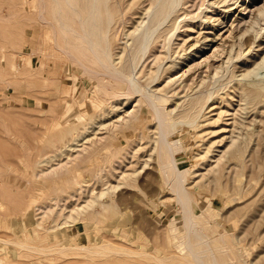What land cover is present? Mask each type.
I'll use <instances>...</instances> for the list:
<instances>
[{"label": "rangeland", "instance_id": "374dc122", "mask_svg": "<svg viewBox=\"0 0 264 264\" xmlns=\"http://www.w3.org/2000/svg\"><path fill=\"white\" fill-rule=\"evenodd\" d=\"M45 1L35 0L34 7L32 0H0L1 262L193 264L183 259L175 241L182 240L180 232L174 230L183 222L182 205L161 171L151 103L145 96L139 102L135 94L127 99L117 87L113 71L104 73V78L102 73L98 75L94 87V80L82 74L74 62L77 57L73 54L83 57L85 52L72 44V36L69 44L57 36L53 0ZM131 1L117 0L123 16ZM215 1L188 0L183 5L179 14L189 13L186 19L185 14L178 16L177 21L193 30L182 27V35L170 50L161 47L165 35L159 37L158 51L163 48L160 55L167 70L150 87L158 94L167 93L168 108L176 102L180 109L190 98L213 92L198 119L200 126L177 123L168 137L171 141L182 138L183 147L175 156L181 168L190 169L185 183L198 203L197 209L202 211L212 203L217 214L210 224L198 218V228L210 240H221L220 234L228 230L226 248L217 253L225 257L220 263L264 264V98L252 93L247 99L243 96L244 88L249 92L256 89L245 82L264 85V66L249 76L241 74L264 55V29L249 47L246 36L256 31L241 35L259 14L264 0L251 5L246 14L240 11L242 0L227 4ZM226 8L227 13L223 11ZM213 12L224 20L217 28L205 23L217 22L213 21L215 15L210 18ZM233 22L238 23L236 29ZM133 23L129 18L120 26L122 41ZM33 28L37 33L33 34ZM213 32L220 37L208 41L210 44L194 56L193 52L204 45L197 39L202 40L204 33H210L211 38ZM240 40L245 43L244 52L236 57ZM233 44L235 55L229 63L228 51ZM122 45L116 41L114 46L117 66L122 61L118 59ZM189 51L192 54L183 60ZM216 52L221 56L215 58ZM151 59L137 74L143 83L157 69V62ZM174 59L177 63L170 68ZM241 59L251 61L242 63ZM208 60H214V65L205 70ZM168 74L180 78L173 84L174 80L168 82L165 77ZM189 75L186 88L182 83L178 90L166 92ZM83 90L90 96L97 93L99 98L83 104L79 100ZM134 109L137 116L130 122L120 119L126 110ZM133 172L131 183L111 190L75 220L69 217L74 207L97 191L118 183L120 174ZM104 205L110 208L104 209ZM203 255L207 257L206 252Z\"/></svg>", "mask_w": 264, "mask_h": 264}, {"label": "bare ground", "instance_id": "6f19581e", "mask_svg": "<svg viewBox=\"0 0 264 264\" xmlns=\"http://www.w3.org/2000/svg\"><path fill=\"white\" fill-rule=\"evenodd\" d=\"M40 1L44 3L45 0L44 1L40 0ZM114 1L115 0H53L55 23H56V28L59 30V33L57 31V36L61 37V39H64L67 42V44L72 42L71 40V36H72L75 39L74 42H72V44L75 45L76 43V45H78L79 47H81V49H83L82 51L85 52L83 57H80L77 54H73L75 58L77 57V61L74 62L76 67L82 70V74H86L87 76L91 77L94 80L93 81L94 87L96 86L95 82L99 79L98 75L102 73L104 78V73L106 74L108 72L113 71L117 75V77L115 78L117 82V87L120 88V90L124 94L128 95L127 99L133 97V94H135L134 96H136V98L137 96L139 97L138 100L139 102H143L142 97L144 96L148 98L149 102L151 103L150 108L153 114V118L157 121V124L155 123L157 128V130H155V133H157V136L155 137V143H156L155 145L159 153V158L161 159L160 162L161 171L165 176L167 186H169V188L176 194L177 200L182 205V220H183V222L181 223L182 225L174 228V230L180 232L182 240L179 239L175 240L177 237H175L174 240L177 241L180 246L183 259L185 258L188 262H192L193 264H221L220 262L223 261L225 257L218 255L217 253H219L218 251H223L226 248L225 244L228 243V239H229L228 230L220 234L221 240L220 239L210 240L203 233L202 229L198 228V222H199L197 220L198 218L199 219L201 218V220L205 221V223L210 224L211 220L215 219L216 218L215 216L217 214H215L214 212L212 203H210L208 206H206L203 209L201 208L202 211L201 210L199 211L197 209L198 203L196 202L194 195L188 190L185 183L187 180L188 173L190 172V169L181 168L178 165L175 156L177 151H179L183 147L181 141L182 138L181 139L178 138L176 140L171 141L169 140L170 137H168L169 134L174 130L175 125L180 122H185L186 124L193 126L194 128L199 127L200 122L198 121V119L202 114L203 108L209 102L210 98L213 97V92L210 91L206 97H200L199 95H197L190 98L187 103H185L184 105L182 104L183 108L180 109L181 104L176 102L173 106L171 105V108H168L169 101L164 99L165 98L164 95H166L167 93L158 94L156 93V91L151 90L150 87L156 80H158L162 76L163 71L167 70L166 67H164V58L160 55L162 53L160 51H162L163 48L162 50L160 49V51H158V47L160 46L159 37L161 35H165L164 37L165 40L164 42H162L161 47L162 46L167 47L170 50V47L172 46V43L175 41V39H177L180 35H182L181 31H184L185 29V28L181 29L182 27H186V29L190 28V30H193L192 26L188 27L190 25L180 24L181 22L177 21V17L182 14H185L184 19H186V16L188 15L189 12L186 13L184 12L181 14H179V12L182 8H184L183 5L186 2H188V0H133V1L130 0L131 2L126 5L130 9L127 11L126 15L124 16H123V7L118 6L117 0L115 2ZM147 1L149 2L147 3ZM230 1L231 0H217L215 2L218 3L222 2L223 4H227ZM242 1L243 2L240 5L241 6L240 11L246 14V11H248L249 8H250L249 12L252 10L251 5L257 4L258 0H242ZM43 3L41 4L42 9H43ZM195 3L196 1H194V3L191 5L192 6L195 5ZM235 3H238V0L235 1ZM32 5L36 7L35 0H32ZM223 11L227 13L229 9L226 8ZM258 13L259 14L254 16V19L251 20L250 24H248L245 30L241 33V35H244L246 32L250 31L251 29L256 31L254 35L251 33L246 36V39H248L247 41H250L249 43H247L248 47L252 46V43L255 42L256 37H258L262 33V30L264 29V25H263L264 23L263 24L261 23L262 15L264 14V5L258 8ZM214 15L215 13L213 12L210 18H213ZM215 16L216 17L213 18V21L216 20L217 22L213 24L211 20L209 21V25L208 22H205L207 23V27L212 25L213 28H217L216 25L219 26L223 24L224 20L222 21V19H219L220 17H218L217 15ZM127 18L128 19L132 18L134 20V23L133 25H131L132 27H130L127 33H125L127 35V39L122 41V39L119 37V34L121 32L120 26L123 23H125L126 20H128ZM203 23L204 22H201L202 25ZM234 24L235 23L233 22L232 25ZM257 25H260V27L258 28ZM235 26H238V23L234 25V27ZM234 29H236V27ZM32 32L33 34L36 32L35 28H33ZM209 34L204 33L202 40L200 38L197 39V42L202 41L204 45H200L197 50H195V47H193L194 49L191 47L192 50H195V52H193L194 56L198 55V52L200 53V51L204 50L207 47V45L210 44V42L208 41H214L220 35V33L218 34L217 32H215L214 34H212L213 36L209 38L210 36ZM130 39L132 40L130 41ZM228 40H230V38ZM228 40L225 41L227 42ZM116 41L119 42V44L120 43L123 44L122 45L123 48L121 49V51L122 50L123 51L122 52L119 51L120 55H118L119 56L118 59L119 60L122 59L119 66H117L118 62H115L117 58L115 59L114 57V46ZM262 42L260 41V43L258 44L262 45ZM58 44L60 45V43ZM195 44L197 43H194V45ZM244 44L240 40L238 45L239 48L236 52V57L242 56L244 52L243 49ZM128 45L130 46V48H128ZM233 46L234 44L232 45L230 51H228L229 55L227 61L229 63L233 60V57L235 55L232 54ZM261 48H263V46L259 47V49ZM183 49L186 50L187 46L185 48L183 47ZM128 51L131 52L128 54ZM223 51L225 52L224 49ZM124 52H127L125 56H124ZM191 52L192 51H189L187 54H185L183 60H187L189 55L192 54ZM219 55L220 54L216 52L214 54V57L216 58L217 56L218 58ZM149 58H152L151 61L157 62V69L155 73H153L147 79L146 83H143L140 80V78L137 76V74L141 69V67L145 64V62ZM161 59L163 60L161 61ZM213 61L214 60H212V62L208 60L206 62L205 66L207 68L205 70H209L208 68H211L214 65ZM248 61H251V59L248 60L241 59L242 63H247ZM176 63L177 62L174 59L172 61V65L169 67L170 68L174 67ZM261 66H264V55L260 60L255 61L254 67L246 70L245 72H242L241 74L243 75V77L249 76ZM191 69L192 66L188 68V70ZM188 70H186V72ZM218 72L219 71L216 70L215 74H217ZM180 76H183V73ZM191 76L192 75H189L187 78L182 79L180 83H178L176 86L174 87L171 86L172 88L170 87L167 88L166 92H170L172 90H178L182 85V83L183 86L186 88L187 85L189 84L187 82L190 80ZM165 77L168 78V82L174 80L173 84L176 83V81H178L180 78L178 77V79H176L175 75L172 74H168ZM251 82L253 83L255 81L245 82L244 84L249 85L248 86L249 88L250 86H254L256 89L249 92L248 88L245 89L243 87L244 91L246 90L243 95L245 96V99H247V96H249L251 93L254 97L257 95L264 98V85H251L250 84ZM98 96L99 95L97 93H94V95L90 96V94H87L83 90L79 94V100L83 104H85L89 102V100H97V98H99ZM123 99H126V97H124ZM159 100H162L161 101L162 105L159 104L158 102ZM199 104L201 105L198 107ZM126 111H125L126 114L120 115V117H122L120 119L130 122V120L133 117L137 116V114H135V109L126 110ZM80 115L82 116V114ZM117 120L116 122L118 124L119 122ZM116 122H114V124ZM112 127H114V125ZM64 131L63 134H65V132L68 130L66 129V131L65 132ZM72 144L73 145L75 144L77 146V142H74ZM238 151L239 150H237V152ZM134 173L135 172L120 174L119 175L120 180L118 181V183H115V185L113 184L112 188H110V186L105 187L104 189L101 190L100 193L97 191V193L94 196H92L90 199H87L85 203L79 206L77 205V207H74L73 211H71V214H69V217L72 218V220H75L76 218L79 217V215L85 212V210L89 208L93 202H96L98 199L104 197V195H106L111 190L115 191L122 184L131 183V180L133 179L132 175ZM107 208H110V205H104V209ZM74 213H77V215ZM173 221L175 222L176 218ZM205 252H206L205 256L207 257H204L203 255ZM159 260L162 263L165 262L163 257L162 258L159 257ZM173 261L174 260H172V263ZM2 262L0 260V264H5Z\"/></svg>", "mask_w": 264, "mask_h": 264}]
</instances>
